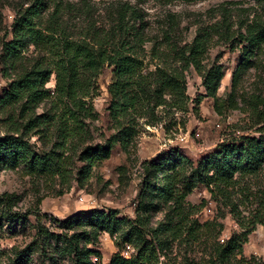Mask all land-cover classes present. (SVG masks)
Returning <instances> with one entry per match:
<instances>
[{
  "label": "trees",
  "instance_id": "16d2710c",
  "mask_svg": "<svg viewBox=\"0 0 264 264\" xmlns=\"http://www.w3.org/2000/svg\"><path fill=\"white\" fill-rule=\"evenodd\" d=\"M255 1L264 11V0ZM232 12L222 10V20L199 30L193 42L181 44L176 28L154 33L144 10L128 2L115 3L98 16L95 5L87 0L73 5L28 0L27 6H19L11 28L2 29L0 40L1 73L8 82L0 96V172L21 169L34 181L58 182L62 186L59 196L70 191L73 183L86 189L97 168L111 159L118 146L128 152L141 122L156 127L168 113L189 111L190 70L201 76L207 97L215 101L220 114L224 109L237 110L235 91L241 76L264 49V17L237 24ZM80 17L85 18L82 26L76 24ZM216 42L240 49L227 98L218 96L224 79L222 66L205 65V56ZM106 68L113 70L108 94L114 132L103 136L105 143L96 144L98 115L92 100ZM53 74L56 84L51 90ZM253 102L260 113L264 98L253 97ZM263 170L264 128L259 137L222 143L198 162L181 149L171 148L144 164L145 185L134 219L121 217L118 210H95L60 223L61 233L38 232L52 242L54 252L73 264H94L91 257L101 254L90 246H96L103 233L119 249L130 245L136 251L131 258L120 251L109 264H162L168 243L184 234L194 241L203 237L214 241L208 264H264L243 255L249 235L258 224L264 226V219L259 213L242 218L232 198L246 178L257 177ZM202 187L230 207L241 233L222 243L224 228L217 219L184 224L189 219L186 199ZM20 201L17 194L0 196V226L28 223L35 211H16ZM166 208L170 212L154 223ZM8 264H26V255L16 253Z\"/></svg>",
  "mask_w": 264,
  "mask_h": 264
},
{
  "label": "rangeland",
  "instance_id": "374dc122",
  "mask_svg": "<svg viewBox=\"0 0 264 264\" xmlns=\"http://www.w3.org/2000/svg\"><path fill=\"white\" fill-rule=\"evenodd\" d=\"M65 4L80 3L82 0H60ZM95 5L97 16L103 14L109 6L118 2H128L139 5L148 16L153 32L176 28V37L181 44L193 42L196 33L201 29L210 28L222 20V10L233 11L235 22L252 20L256 16L264 17V11L255 0H87ZM28 0H0V40L4 32L10 29L13 23L14 11L21 5L27 6ZM239 4L238 6L232 4ZM178 22V26L172 25ZM76 24H85V18L80 17ZM172 29V31H173ZM1 42V41H0ZM151 45H148L150 48ZM205 65H221L224 79L218 93L219 98H227L233 89V74L240 58V49L232 50L224 43H214L205 56ZM112 69L106 68L98 78V91L93 98V106L98 115L95 123V142L105 143L104 137L114 132L113 122L110 118L111 104L108 87L112 83ZM235 98L239 103L237 110H222L221 114L215 106V101L207 97L203 79L194 70L187 74V98L189 111L187 113H168L163 116L162 122L156 127L144 125L137 127V136L128 152L117 147L111 159L97 168L94 178L86 189L73 183V188L66 194L59 196L62 186L50 180H32L21 169L0 172V196L4 193L21 196L16 211H35L28 218L24 226L15 224L8 227L0 226V264H8L15 254L26 255V264H73L67 257H62L55 251L52 242L38 232L40 229L52 233H61L59 227L73 216L81 212L95 210H118L121 217L134 219L136 217L139 196L144 189L146 173L144 164L163 151L171 148L181 149L193 161H200L212 153L222 143L241 140L243 137H259L260 130L264 128V108L255 110L253 97L264 98V49L254 65L241 76ZM48 88L54 90L55 75L50 79ZM8 87L3 79L0 64V96ZM175 124H177L175 126ZM248 195L249 200L246 198ZM233 202L239 204L242 218L253 217L259 213L264 219V170L257 177L246 178L232 194ZM41 203L38 205V201ZM242 204V205H241ZM170 212L166 208L156 216L154 223H159ZM186 212L189 219L184 224L197 221L203 224L206 221L217 219L224 230L221 239H228L239 234L242 229L234 219L230 207H226L220 200H215L207 188L196 189L186 199ZM253 214V215H250ZM261 213H263L261 215ZM258 215V214H257ZM214 241L206 238L194 241L187 235L180 240L170 241L163 253L162 264H208L211 248ZM46 245V246H45ZM129 247L121 250L109 234L103 233L96 246H90L101 256H92L94 264H109L111 258L122 252L126 258ZM47 251V252H46ZM244 257H255L264 263V226L258 224L256 230L249 235L244 246ZM97 259V261H96Z\"/></svg>",
  "mask_w": 264,
  "mask_h": 264
},
{
  "label": "built area",
  "instance_id": "2783aa9c",
  "mask_svg": "<svg viewBox=\"0 0 264 264\" xmlns=\"http://www.w3.org/2000/svg\"><path fill=\"white\" fill-rule=\"evenodd\" d=\"M221 242L223 243L224 240L222 239ZM127 246H130V245H127ZM127 253L133 255V254H135V249L132 250V249L129 247V249L127 250ZM96 261H97V259H96Z\"/></svg>",
  "mask_w": 264,
  "mask_h": 264
}]
</instances>
